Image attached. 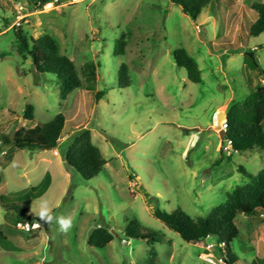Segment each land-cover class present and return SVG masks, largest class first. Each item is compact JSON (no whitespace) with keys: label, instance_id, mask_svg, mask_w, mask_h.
Masks as SVG:
<instances>
[{"label":"rangeland","instance_id":"rangeland-1","mask_svg":"<svg viewBox=\"0 0 264 264\" xmlns=\"http://www.w3.org/2000/svg\"><path fill=\"white\" fill-rule=\"evenodd\" d=\"M264 0H211L195 21L169 0H52L39 8L31 0H0V264H144L150 249L158 264H210L218 259L208 236L184 242L158 221L153 211L179 207L204 217L227 194L249 182L237 171L264 169V152L223 151L220 122L234 103L264 86V32L248 30ZM25 9L17 25L16 10ZM29 38L53 37L59 53L76 66L82 86L59 100L50 73H38L16 49L15 28ZM124 37L125 53L113 54ZM184 48L196 62L200 82L188 80L172 52ZM245 51L254 54L255 67ZM92 62L98 101L85 89L81 70ZM125 63L129 85L117 77ZM27 104L31 121L23 120ZM61 113L65 124L55 149H20L4 139L20 127L31 128ZM88 129L105 159L102 171L84 180L68 168L63 152ZM264 132V128H263ZM31 188L35 192L30 193ZM47 200L53 216H71L61 232L31 213ZM28 202L25 215L12 204ZM4 205V206H3ZM136 219L158 232L156 242L128 239L124 229ZM239 237L230 244L235 264H264V213L238 214ZM18 223L40 224L31 230ZM112 235L103 248L87 245L96 227Z\"/></svg>","mask_w":264,"mask_h":264},{"label":"trees","instance_id":"trees-1","mask_svg":"<svg viewBox=\"0 0 264 264\" xmlns=\"http://www.w3.org/2000/svg\"><path fill=\"white\" fill-rule=\"evenodd\" d=\"M33 7L39 8L52 0H31ZM211 0H169L180 7L181 11L193 21L197 19L203 9ZM251 9L256 13L255 21L250 25L248 34L256 37L264 32V3H253ZM16 49L23 58H29L33 68L38 73H50L56 78L59 86V100H65L68 95L82 86L80 76L72 60L59 53L55 39L49 35L38 38H29L21 32L20 27L15 28ZM125 53L124 37L114 42L113 54L122 56ZM176 65L183 68L189 81L200 82V72L196 62L187 54L184 48H177L173 52ZM245 56L256 67L257 63L251 51H245ZM4 54H0L3 58ZM86 82L85 89L93 93V98L98 101L104 96V90L95 91V71L92 62H87L81 70ZM117 77L129 85V72L125 63H120L117 68ZM34 117V108L27 104L24 108L22 119L31 121ZM65 116L61 113L45 123H39L31 128L20 127L14 132V139L5 137L6 144L20 149H55L62 134ZM226 124V138L230 140L231 152H264V86L257 87L242 101L234 103L228 109L224 119L220 122ZM63 158L68 168L76 171L84 180L96 177L105 165L101 151L91 139L88 129L81 130L71 140L63 152ZM242 176L249 182L230 191L225 201L212 208L204 217L192 218L181 208L177 207L172 212L160 209L153 211L154 217L166 228L175 232L184 242L196 243L208 236L215 238V242H223L224 250L217 249L219 255L224 256L228 264H235L237 257L230 251V244L239 237V230L235 225L238 214L256 216L264 213V169L256 174L249 173L242 166L237 168ZM35 192L31 188L30 193ZM0 196V203H2ZM4 206V205H3ZM12 209L20 215H25L28 202L21 205L12 204ZM124 236L128 239H139L148 243L156 242L158 232L143 227L136 219L129 222L124 229ZM112 239L111 233L104 227L94 228L88 235L87 245L95 248L105 247ZM144 264H158L157 253L150 249Z\"/></svg>","mask_w":264,"mask_h":264},{"label":"clouds","instance_id":"clouds-1","mask_svg":"<svg viewBox=\"0 0 264 264\" xmlns=\"http://www.w3.org/2000/svg\"><path fill=\"white\" fill-rule=\"evenodd\" d=\"M39 203V211L35 212V209L31 208V213H34L35 216L39 217L41 221L45 224L51 225L53 220L59 225L60 231L67 233L71 227L73 226V220L71 216H53L52 209L49 202L43 198L40 199ZM33 227H40V224L37 223L33 225Z\"/></svg>","mask_w":264,"mask_h":264},{"label":"built area","instance_id":"built-area-1","mask_svg":"<svg viewBox=\"0 0 264 264\" xmlns=\"http://www.w3.org/2000/svg\"><path fill=\"white\" fill-rule=\"evenodd\" d=\"M25 9L21 6H18L17 7V10H16V19H17V25L19 24L20 21H22L26 14H25ZM226 124L225 123H222L220 128L221 130L225 131L226 129ZM222 141H224V145L221 147V149L223 151H229L230 150V140L228 138H226V136L223 137ZM33 225L35 224H32V223H18L17 226L20 227L21 229H25V230H31L33 227ZM213 247H216V248H219L220 250H224V243L223 242H219V243H210L208 242L206 245H205V249L207 250H210L212 249ZM206 261H208L210 264H228L227 261L225 260L223 254L222 255H219L218 259H215L213 260L212 258L210 257H206Z\"/></svg>","mask_w":264,"mask_h":264},{"label":"water","instance_id":"water-1","mask_svg":"<svg viewBox=\"0 0 264 264\" xmlns=\"http://www.w3.org/2000/svg\"><path fill=\"white\" fill-rule=\"evenodd\" d=\"M219 137L220 139H223V137L226 135L225 131L223 130H219L218 131ZM14 139V132H11L10 136H9V140H13Z\"/></svg>","mask_w":264,"mask_h":264},{"label":"bare ground","instance_id":"bare-ground-1","mask_svg":"<svg viewBox=\"0 0 264 264\" xmlns=\"http://www.w3.org/2000/svg\"><path fill=\"white\" fill-rule=\"evenodd\" d=\"M34 228H36V227H34Z\"/></svg>","mask_w":264,"mask_h":264}]
</instances>
